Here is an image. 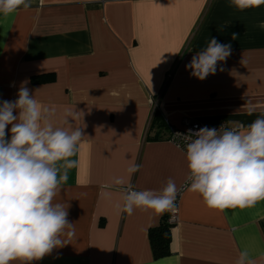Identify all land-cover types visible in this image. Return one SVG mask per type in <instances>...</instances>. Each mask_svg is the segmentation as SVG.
I'll use <instances>...</instances> for the list:
<instances>
[{
	"label": "crops",
	"instance_id": "1",
	"mask_svg": "<svg viewBox=\"0 0 264 264\" xmlns=\"http://www.w3.org/2000/svg\"><path fill=\"white\" fill-rule=\"evenodd\" d=\"M30 4L0 14V102L17 100L27 81L30 95L56 107L57 124L65 108L74 109L69 123L84 136L71 157L77 165L53 201L68 207L75 234L65 229L61 239L67 244L31 264H236L245 250L259 264L264 200L242 209H209L188 190L185 154L166 140L165 122L247 126L264 113V5L239 11L230 0ZM232 33L239 34L236 40ZM213 37L230 43L231 55L199 80L185 66ZM36 76L49 79L34 82ZM154 111L165 125H151ZM131 163L140 166L129 181L136 190L159 191L170 177L176 183L178 221L169 230L165 257L154 258L149 230L166 212H119V186L111 189L113 201L100 197L110 178L126 175Z\"/></svg>",
	"mask_w": 264,
	"mask_h": 264
},
{
	"label": "clouds",
	"instance_id": "2",
	"mask_svg": "<svg viewBox=\"0 0 264 264\" xmlns=\"http://www.w3.org/2000/svg\"><path fill=\"white\" fill-rule=\"evenodd\" d=\"M230 4L244 11L264 5V0H230ZM21 6L30 8V0H0V14L6 17ZM238 35L232 33L231 39L236 40ZM230 55L231 44H221L213 37L185 67L191 69L192 76L204 80L215 74L217 63ZM27 83L21 82L17 100L0 102V264L42 260L53 249L67 244L61 239L65 229H71L67 234H75L68 207L53 201L68 181V170L77 165L71 157L84 137L82 128L69 123L68 118L75 116L71 108L64 109L57 124L56 107L30 95ZM16 110L18 115L14 114ZM9 125L11 135L6 139ZM183 136L189 139L185 152L187 179L191 181L188 190L200 194L209 209H242L264 200V113L247 126H205ZM139 167L131 163L126 175L111 177L100 197L113 201L116 194L111 189L119 186L122 191L114 207L121 213L132 216L138 208L157 215L174 212L178 191L175 181L168 178L159 191L136 190L129 181ZM236 264L258 262L245 250ZM259 264H264V256Z\"/></svg>",
	"mask_w": 264,
	"mask_h": 264
},
{
	"label": "built area",
	"instance_id": "3",
	"mask_svg": "<svg viewBox=\"0 0 264 264\" xmlns=\"http://www.w3.org/2000/svg\"><path fill=\"white\" fill-rule=\"evenodd\" d=\"M153 104L154 101L152 102ZM167 126V138L166 140L170 142L172 145L177 147L180 151H182L184 154L186 152V145L189 143V139L186 136L183 135H188L189 131H197L202 127H209V128H217L219 129L222 125H224L226 128H232L228 127L224 122H221L218 126L216 127H210L200 121H197L195 119L191 118H183L181 121V127L172 125L168 123L167 121L165 122ZM179 133V134H177ZM182 134V135H180ZM176 203V202H175ZM178 221V210H177V203H176V208L174 212H168V217H167V222L173 226L176 224Z\"/></svg>",
	"mask_w": 264,
	"mask_h": 264
},
{
	"label": "trees",
	"instance_id": "4",
	"mask_svg": "<svg viewBox=\"0 0 264 264\" xmlns=\"http://www.w3.org/2000/svg\"><path fill=\"white\" fill-rule=\"evenodd\" d=\"M49 77L46 76H36L33 77L34 82H43L47 81ZM164 124V120L160 119L158 116L157 111H154L151 118V125L153 124ZM166 126V125H165ZM167 128V126H166ZM168 212H166L161 220L158 226L151 228L149 230V239H150V245L152 248V253L154 258H162L170 254L169 251V240H170V234L169 230L171 228V225L167 222Z\"/></svg>",
	"mask_w": 264,
	"mask_h": 264
}]
</instances>
